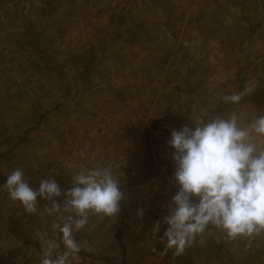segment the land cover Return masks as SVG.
I'll list each match as a JSON object with an SVG mask.
<instances>
[{"label":"rangeland","instance_id":"1","mask_svg":"<svg viewBox=\"0 0 264 264\" xmlns=\"http://www.w3.org/2000/svg\"><path fill=\"white\" fill-rule=\"evenodd\" d=\"M253 1L242 0L246 2L245 15L237 20L236 9L215 7L211 11L206 6L208 0H0V234L6 231L4 214L13 204L2 187L7 175L22 165L26 168V177H35L27 169L31 164L46 166L51 161L57 164L65 159L61 135L73 130L76 121H69V114L62 109L78 82L82 81L81 84L91 90L92 86L87 84L98 83L100 76L104 75L112 82L115 79L123 81L124 76L127 78L125 73H119L122 65L124 69L141 62L144 68L154 70L164 69L167 64L173 67L183 60L182 51L188 56L181 65L204 61L209 42H201L200 34L209 33L208 28L217 34L228 29L238 35L258 33L256 27L264 23L259 20ZM178 32H181V38H176ZM163 33L166 41H157V34ZM144 35L149 39L147 42L137 40ZM179 44L182 51L178 50L181 51L178 54ZM236 44L241 46L240 59L247 68L243 81L246 86L249 88L251 84L264 81L263 44L258 41ZM144 47L157 56L140 55ZM118 50L125 54H113L112 58L102 56ZM190 53L197 57L196 60L189 56ZM218 54L219 57L212 59L214 64L221 62L220 57L225 52L221 49ZM105 65L112 70L107 75L94 73ZM112 74L114 79L110 77ZM147 74L148 83L164 80ZM219 80L217 83L220 84ZM222 90L218 88V93ZM164 122L155 115L148 119L156 144L152 159L158 172V186L163 181V174L160 163L157 168L154 161L158 143L155 131L163 124H170ZM50 150L53 154L48 153ZM6 200H9L7 204ZM151 225L155 231L152 241L155 242L148 245L146 257L154 260L146 258L145 264H158L159 261L170 264L161 253L152 251L159 245L156 227ZM220 240L228 243L231 250H222L223 254L215 260L205 257L200 264H264V232L230 241L227 238ZM196 249L195 245L191 252L189 250L188 257L179 258L175 264H197ZM154 256H158V263Z\"/></svg>","mask_w":264,"mask_h":264},{"label":"crops","instance_id":"2","mask_svg":"<svg viewBox=\"0 0 264 264\" xmlns=\"http://www.w3.org/2000/svg\"><path fill=\"white\" fill-rule=\"evenodd\" d=\"M263 3L264 0L252 2L262 23ZM245 4L246 2L242 0H208L206 6L211 11L215 7L236 9L238 11L236 19L239 20L245 15ZM188 16L191 17V14ZM256 28L259 29L258 33L249 32L244 35L232 33L229 29L219 34L212 33L211 28L207 29L209 33L202 30L206 33L200 34V41L209 42L206 51L208 53L202 57L204 61H195L190 66L181 65L188 55L179 49V44L176 53L182 51L183 60L176 66L167 64L164 69L154 70L144 68L142 62L140 65H132L125 69L122 65L119 73L127 75V78L119 77H123V81L115 79L112 82L103 75L100 76L98 83L87 84L92 86L91 90H88L84 83L81 84L82 81L76 84L75 91L68 96L66 106L64 105L62 109L69 114V121H76L73 130H67L65 135H61L65 159H61L57 164L51 161L46 166L33 163L27 169L36 176L26 177L25 174V179L30 187L36 189L42 179L52 177L63 193L71 188L72 177L79 171L95 167L111 168L114 177L121 184L125 199L121 202V211L117 217L89 214L88 224L74 234L76 241L83 245L80 252L87 258L85 264L146 263L148 245L155 242L152 241L155 231L144 212L150 206L159 207L164 200L156 190L159 182L158 174L153 169L154 167L156 169L152 159L154 145L147 141L148 131L151 133L149 118L158 116L164 119V123L169 122L173 127L163 124L165 128L179 130L184 126L193 127L190 120L195 122L205 111L211 115L235 112L242 123H246L254 114L258 116L264 112V81H259L253 84L254 86L251 84L249 88L244 84L241 88L245 96L237 105L226 104L222 99L226 95L239 93L235 80L239 70L243 68L240 59L242 54L239 52L241 46H237L236 43L241 45L249 40L258 41L263 44L264 50V31H261L264 25ZM178 33L179 36L176 38H181V32ZM159 39L160 42L166 41L165 33L157 34V41ZM137 40L147 42L149 39L144 35ZM222 45L224 48H221ZM221 49L225 54L220 57L221 62L214 64L212 59L219 57L218 51ZM141 50L140 55L157 56L155 52L145 47ZM113 54L125 53L118 50L104 53L102 56L112 58ZM189 56L194 55L190 53ZM123 57L126 58L124 55ZM196 58L193 57L195 60ZM188 62L190 64L189 60ZM109 70L111 69L105 65L98 67L94 73L106 74L110 72ZM262 71L264 72V69ZM147 72L149 77L153 75L155 78L159 77V80L160 77L164 78L163 82L148 83ZM110 77L114 79L113 74ZM131 77L136 79L130 80ZM218 79H221L220 84L217 83ZM218 88L223 90L218 93ZM211 105L213 109L210 108ZM181 123L184 124L179 126ZM48 153L53 154V150ZM20 169L26 173V168L22 165ZM63 199V195L54 198L61 206ZM7 202L9 200H6L5 204ZM50 208V201L38 198L37 212L28 214L19 202H13L11 210L4 214L6 231L0 234V264H41L43 253L50 244L59 246L52 249L53 257L65 249L62 234L54 227L63 224L65 214L53 213ZM141 211L142 215H138ZM210 237L212 241H209ZM222 238L227 237L214 228L198 237L197 264L205 257L215 260L223 254L224 249L231 250L228 243L220 240ZM216 241H219V244ZM154 257L158 263V256ZM148 259L154 260L152 257Z\"/></svg>","mask_w":264,"mask_h":264},{"label":"clouds","instance_id":"3","mask_svg":"<svg viewBox=\"0 0 264 264\" xmlns=\"http://www.w3.org/2000/svg\"><path fill=\"white\" fill-rule=\"evenodd\" d=\"M244 96L240 92L222 99L237 105ZM190 121L193 127L171 130L167 142L174 163L172 180L178 190L164 217L165 236L177 254L209 227L229 240L264 232V112L246 123L235 112L211 115L205 111L195 122ZM2 187L28 214L37 212L38 198L51 202V212L65 214L63 224L54 225L62 234L65 250L53 257L52 249L59 246L50 244L41 264H72L83 247L74 234L88 224L89 214L117 217L125 199L110 167L79 171L63 193L52 177L42 179L33 189L19 168L7 175ZM62 195L61 206L54 198Z\"/></svg>","mask_w":264,"mask_h":264},{"label":"built area","instance_id":"4","mask_svg":"<svg viewBox=\"0 0 264 264\" xmlns=\"http://www.w3.org/2000/svg\"><path fill=\"white\" fill-rule=\"evenodd\" d=\"M170 134H171V130H168L163 125L160 126L155 131V136L158 140L157 148H156L157 158L160 163V168L163 174V181L160 184V186L156 188V190L164 198V201L162 202V205H160L159 207L157 206L148 207L144 213L146 219L151 224H153L157 230L156 237L159 247L154 246L152 248V251L155 253H161V255L166 258L167 262H169L170 264H175L177 263L179 258H185L188 257V254L190 255V252L195 247L199 236H197L195 243H193L190 247H185L184 251L180 254L176 253L174 247L168 246L167 238L165 236V232L168 226L165 223L164 217L168 214V204L170 200L178 190L177 186L172 180V176L174 172V163L171 159L172 150L167 146V142L170 138ZM154 161L157 162L155 155H154ZM210 229L212 228L209 227L208 230ZM64 250L65 249H62V252ZM86 262H87L86 256L83 255L81 252H79L78 258L73 260L72 264H85Z\"/></svg>","mask_w":264,"mask_h":264},{"label":"trees","instance_id":"5","mask_svg":"<svg viewBox=\"0 0 264 264\" xmlns=\"http://www.w3.org/2000/svg\"><path fill=\"white\" fill-rule=\"evenodd\" d=\"M30 25V24H29ZM26 30H29V28L28 29H26ZM20 37H22V33L20 34ZM249 42H252L251 40H249L247 43H249ZM37 53H39V51L37 52ZM242 62V61H241ZM245 62V61H244ZM245 63H243L242 62V68L243 69H240L239 70V74H238V77H237V79L235 80V84H236V87L238 88V92L240 93V92H242L243 91V88H241L242 86L244 87V75H245V73L247 72V68H245ZM240 75H242V76H240ZM210 108L211 109H213V106L211 105L210 106ZM42 116H40V118H41ZM148 133H149V135L147 136V141H148V143L149 144H152V145H154V146H156V144H155V140H154V138H153V136L151 135V133L148 131ZM150 150V149H149ZM155 156H156V161H157V165H158V167L157 168H159V161H158V158H157V152H156V150H155ZM151 164H152V161H151ZM152 166H153V164H152ZM155 166V165H154ZM154 169V171L156 170L155 169V167L153 168ZM158 170V169H157ZM156 173L158 174V172L156 171Z\"/></svg>","mask_w":264,"mask_h":264},{"label":"water","instance_id":"6","mask_svg":"<svg viewBox=\"0 0 264 264\" xmlns=\"http://www.w3.org/2000/svg\"><path fill=\"white\" fill-rule=\"evenodd\" d=\"M152 148H153V151H152V153L154 154V147L152 146Z\"/></svg>","mask_w":264,"mask_h":264}]
</instances>
